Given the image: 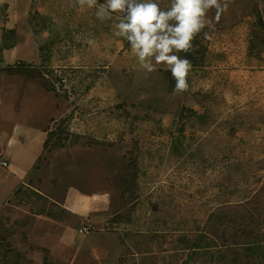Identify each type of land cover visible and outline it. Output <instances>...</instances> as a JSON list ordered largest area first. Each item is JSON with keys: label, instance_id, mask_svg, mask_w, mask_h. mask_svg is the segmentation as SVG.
I'll return each mask as SVG.
<instances>
[{"label": "rangeland", "instance_id": "obj_1", "mask_svg": "<svg viewBox=\"0 0 264 264\" xmlns=\"http://www.w3.org/2000/svg\"><path fill=\"white\" fill-rule=\"evenodd\" d=\"M225 2L219 21L209 13L208 38L196 37L204 65L175 93L170 71L146 73L114 35L122 14L0 0V226L13 233L0 264H183L190 241L212 253L196 249L195 264H264L244 254L264 249V0ZM47 41L55 51L43 65ZM23 66L42 71L46 88ZM123 193L135 203L127 214Z\"/></svg>", "mask_w": 264, "mask_h": 264}, {"label": "clouds", "instance_id": "obj_2", "mask_svg": "<svg viewBox=\"0 0 264 264\" xmlns=\"http://www.w3.org/2000/svg\"><path fill=\"white\" fill-rule=\"evenodd\" d=\"M77 3L81 8H97L96 16L100 20L111 18L110 13L122 14L114 26V35L129 42L146 73L157 71V65L170 71L175 93L189 89L193 68L191 60L181 58L178 53L191 54L197 36L203 33L208 38L204 30L212 26L209 13L214 9L215 20L219 21L229 7L225 0H171L167 10L155 0H106L104 4L98 0H77ZM88 43L94 41L90 39Z\"/></svg>", "mask_w": 264, "mask_h": 264}, {"label": "trees", "instance_id": "obj_3", "mask_svg": "<svg viewBox=\"0 0 264 264\" xmlns=\"http://www.w3.org/2000/svg\"><path fill=\"white\" fill-rule=\"evenodd\" d=\"M6 8H7V5H1L0 6V9L5 10ZM162 9H165V8H162ZM256 13H258V15L260 16V18H262L264 20V16H263L262 12H259L258 11ZM34 22H35V24H34ZM41 22H45L46 24H43ZM41 22H39V19L36 18L31 23V24H34V25H38L39 28L41 29V30H38L37 32H35L37 34H39L42 31L47 30L48 18L42 16ZM196 42H198V43H196ZM44 44L45 45H44L43 49H45V51H47V55L42 59V64L43 65H48L49 62L51 61V59L53 58V54H54V51H55V44L52 41L51 42H48L47 41ZM195 44L196 45L200 44L199 41H198V39H195L194 45ZM14 46H15L14 44H12L10 46L9 45H6V48H14ZM77 46L80 47L81 45L80 44H77ZM74 47L75 46L72 45L71 47H69V49H72ZM49 52H50V54H49ZM178 55H180L181 58H187V59L191 60L192 65L193 66H197V67L203 66L204 63H205V59H206V55L204 54V52H201L200 50H196L195 47H194V51L191 54H185L184 52H180V53H178ZM19 75L21 77H23L24 79H26V81L28 80L27 82H29L30 80L35 81V80H38L39 79L40 82L43 83V85L42 84L41 85L44 88H46V86H47L46 85V82H49L46 79V77L44 76L43 72L42 71L40 72L37 69L31 70V69H27L26 67H24V68H22L19 71ZM172 81L174 82V84L171 87V90H174L175 81H174L173 78H172ZM51 88H52V92L54 91L55 93H57L56 88L52 84H51ZM162 91H163V89H156L154 91V93L155 94H158L159 92H162ZM153 101H154V99H153ZM133 106L136 107L135 105H133ZM68 137L69 136H66L65 137V132H64V138H65V140L68 141ZM59 144H60V146L63 145L62 139H60V142L59 143H55L56 146H59ZM50 145H48V146H50ZM173 145H174V150L176 151V153L178 152L179 154H182L183 141L182 140H179L177 138V140L174 142ZM20 155H21L20 156V160H23V161H21L23 163V170L25 172L30 171L29 163H30V161L32 159V154H30L27 149H24L23 152L20 153ZM37 162H38V160H37ZM136 172H137V165L134 164L133 165V170L128 173V177L132 178L133 176H135ZM132 181L133 180H131L125 186V188H127ZM84 193H86V192H84ZM88 195H89V192L85 194V197L87 198ZM78 196H79V201H80V203H78L80 205H78V206L82 210L83 201L85 199H84V196H82V195H78ZM134 197H135V195L133 194L132 195V199ZM122 198H123L122 199V205L124 207H126L124 209V211H125V214H127V213L131 212L134 209L135 203H132V200H125V194L124 193L122 194ZM121 217H122V212H121ZM86 226H89V228L92 229V226L93 225L92 224H87L85 222H82V220H78V228H80V227H86ZM12 234L13 233L12 232L9 233L7 231V229L3 225L0 226V248H2V247L3 248L4 247H11V244H10L9 240L12 238ZM182 241L184 242L185 240H182ZM186 244H187V248L191 252V254H190L189 258L187 259V261H185L183 264H195L197 262V259H198V257H199L200 254L199 253H195L194 255H192V252H194L196 249L203 250L205 252V256L206 257H209L212 254L209 247H203L202 243H199L197 241L196 242L190 241V242H187ZM253 244L254 245H250L249 247L246 248V250H245L246 252L244 253L245 254V257L246 258H250V259L251 258L254 259L256 257H262L264 259V249L260 245H257L255 243H253Z\"/></svg>", "mask_w": 264, "mask_h": 264}, {"label": "built area", "instance_id": "obj_4", "mask_svg": "<svg viewBox=\"0 0 264 264\" xmlns=\"http://www.w3.org/2000/svg\"><path fill=\"white\" fill-rule=\"evenodd\" d=\"M6 165V164H5Z\"/></svg>", "mask_w": 264, "mask_h": 264}]
</instances>
